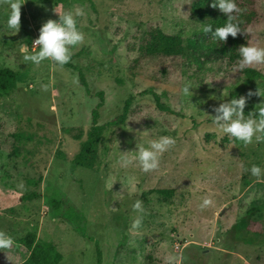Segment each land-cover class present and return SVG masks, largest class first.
Here are the masks:
<instances>
[{
  "label": "rangeland",
  "instance_id": "obj_1",
  "mask_svg": "<svg viewBox=\"0 0 264 264\" xmlns=\"http://www.w3.org/2000/svg\"><path fill=\"white\" fill-rule=\"evenodd\" d=\"M192 1L19 0L15 32L6 24L10 0H0V68L18 76L0 97V231L14 240L0 249V264H21L28 251L17 239L28 231L56 245L59 264H264L258 239L233 241L243 218L251 230L264 228V134L245 144L212 118L234 97L246 98L245 118L264 106V64L238 70L240 58L203 46L210 34L190 19ZM76 9L83 41L69 46L70 61H24L38 51L40 26ZM153 29L179 36L183 54H147ZM246 32L249 45L264 47V0ZM185 82L195 87L189 99ZM150 91L171 111L160 110ZM127 100L123 122L110 125ZM100 102L97 124L106 128L94 165L82 168L72 158ZM160 136L175 144L144 172L136 151ZM52 189L74 210L69 219L53 215L44 197ZM205 198L212 203L201 208Z\"/></svg>",
  "mask_w": 264,
  "mask_h": 264
},
{
  "label": "clouds",
  "instance_id": "obj_2",
  "mask_svg": "<svg viewBox=\"0 0 264 264\" xmlns=\"http://www.w3.org/2000/svg\"><path fill=\"white\" fill-rule=\"evenodd\" d=\"M20 5L19 0H10V12L6 20L7 27L15 32L19 29L20 22ZM211 7L218 8L225 16L223 26L216 27L213 30L211 25H204L203 32H211L215 39L221 42L226 41L231 35L235 37L237 33H241L239 24L236 21L235 13L239 12L235 0H212ZM83 15L82 9H76L75 12L68 10L62 15H59L58 20L49 19L39 28V35L34 41L38 45V51L32 54L24 55L23 59L26 62L39 65L42 61L50 60L57 65H64L70 61L71 48L69 46L79 45L83 41V34L77 26V16ZM239 61L237 69L242 70L246 66L264 64V47L256 45H242L238 49ZM190 88H195L191 82H185L181 88V93L188 97L192 96ZM258 95V93H256ZM249 96L252 93L248 94ZM246 105V98H231L226 103H220L214 108L216 115L213 122L217 124L224 133L230 137L242 141L245 144L250 143L256 134H264V106L256 109L255 113H250L247 118L243 109ZM261 137L256 135V139ZM175 144V139L171 136H160L157 139L151 140L147 147L141 146L136 151V160L139 162L141 170L149 172L154 170L159 165V158L170 146ZM127 163V161H125ZM251 174L259 177L261 168L253 165L250 169ZM21 189L23 185H18ZM212 203L211 199L205 198L202 200L200 207L203 208ZM142 202L136 200L132 207L136 210H141ZM140 220L137 219L133 223V227H138ZM14 245L13 238L7 233L0 231V249H8Z\"/></svg>",
  "mask_w": 264,
  "mask_h": 264
},
{
  "label": "trees",
  "instance_id": "obj_3",
  "mask_svg": "<svg viewBox=\"0 0 264 264\" xmlns=\"http://www.w3.org/2000/svg\"><path fill=\"white\" fill-rule=\"evenodd\" d=\"M56 1L65 2V0ZM256 1L257 0H235V3L240 10L235 13V22L239 24L242 31L241 33H237L235 37L229 35L226 41L221 42L218 39H215L211 32H208L210 37L208 40L206 39L203 46L230 60L240 58L238 54L239 47L246 44L249 45L246 30L254 21ZM211 4L212 0H193L189 7V17L194 22H198L202 25H211L214 30L216 27L223 26L226 16L220 12L218 8L211 7ZM143 50L147 54L180 56L184 52V45L179 36L165 34L161 30L153 29L150 33V39L144 45ZM246 74L248 77L255 76V72L250 69L246 71ZM17 82L18 76L15 71L8 68H0V97L13 91L17 86ZM80 82L87 92V86L82 76L80 77ZM149 94L160 110L167 112L171 111L167 105L161 103V94L154 91H150ZM128 105L129 101L127 100L123 106L122 113L109 121L110 125L123 122ZM99 106H101V102L92 110L91 127L88 131L87 138L82 143L78 153L72 158V163L82 168H90L94 165L97 145L106 128V125L97 124V108ZM44 197H46V202L50 206L53 215L56 217L59 216L69 219L67 214H71V217L73 216L74 210L65 203L61 193L57 189H52L50 193H45ZM233 230V241L235 242L242 241L252 244L254 240L258 239L259 244H264V228L251 230L248 228L247 222L244 218L233 225ZM17 242L22 244L28 251L27 257L21 262V264H59L61 254L52 241L40 240L35 236L34 232L28 231L23 236L19 237ZM223 246L230 248L232 244L223 243ZM97 255L99 261V250H97Z\"/></svg>",
  "mask_w": 264,
  "mask_h": 264
},
{
  "label": "water",
  "instance_id": "obj_4",
  "mask_svg": "<svg viewBox=\"0 0 264 264\" xmlns=\"http://www.w3.org/2000/svg\"><path fill=\"white\" fill-rule=\"evenodd\" d=\"M25 50H26L25 48H23V47L21 48V51H25Z\"/></svg>",
  "mask_w": 264,
  "mask_h": 264
},
{
  "label": "built area",
  "instance_id": "obj_5",
  "mask_svg": "<svg viewBox=\"0 0 264 264\" xmlns=\"http://www.w3.org/2000/svg\"><path fill=\"white\" fill-rule=\"evenodd\" d=\"M33 44H35V43L33 42Z\"/></svg>",
  "mask_w": 264,
  "mask_h": 264
},
{
  "label": "crops",
  "instance_id": "obj_6",
  "mask_svg": "<svg viewBox=\"0 0 264 264\" xmlns=\"http://www.w3.org/2000/svg\"><path fill=\"white\" fill-rule=\"evenodd\" d=\"M27 257V256H26Z\"/></svg>",
  "mask_w": 264,
  "mask_h": 264
}]
</instances>
